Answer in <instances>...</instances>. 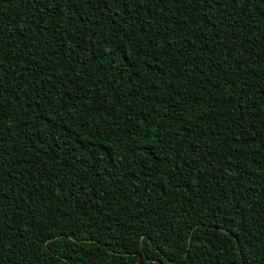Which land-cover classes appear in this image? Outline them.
Returning a JSON list of instances; mask_svg holds the SVG:
<instances>
[{
    "label": "trees",
    "instance_id": "16d2710c",
    "mask_svg": "<svg viewBox=\"0 0 264 264\" xmlns=\"http://www.w3.org/2000/svg\"><path fill=\"white\" fill-rule=\"evenodd\" d=\"M0 264H264V0H0Z\"/></svg>",
    "mask_w": 264,
    "mask_h": 264
}]
</instances>
